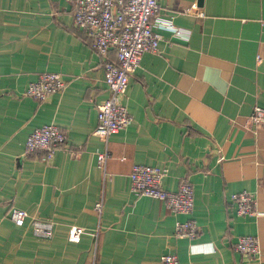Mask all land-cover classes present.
<instances>
[{
	"label": "crops",
	"instance_id": "obj_1",
	"mask_svg": "<svg viewBox=\"0 0 264 264\" xmlns=\"http://www.w3.org/2000/svg\"><path fill=\"white\" fill-rule=\"evenodd\" d=\"M157 3L150 22L161 38L128 77L132 120L109 135L102 171L93 129L108 89L90 35L66 0H0V264H161L169 252L179 264H264V123L249 121L255 105L264 109V0ZM45 71L66 80L63 90L44 101L25 95ZM46 123L65 132V147L47 158L26 152L27 135ZM134 163L166 167L167 191L188 181L192 211L133 193ZM240 191L252 193L253 214H237L231 195ZM12 207L51 220L52 235L14 224ZM187 218L197 235L175 236ZM70 225L85 229L78 242L67 240ZM240 235L256 236L258 256L235 248Z\"/></svg>",
	"mask_w": 264,
	"mask_h": 264
},
{
	"label": "built area",
	"instance_id": "obj_2",
	"mask_svg": "<svg viewBox=\"0 0 264 264\" xmlns=\"http://www.w3.org/2000/svg\"><path fill=\"white\" fill-rule=\"evenodd\" d=\"M72 5L73 23L90 35V47L102 58L104 81L108 95L97 104V123L93 129L102 141L103 147L96 153L97 166L104 171L109 157L108 139L111 133L125 128L132 117L123 101L129 75L139 65L145 51H156L160 34L152 29L150 17L158 10L157 0H66ZM167 26L173 34L186 36L181 28L168 21ZM114 51V59L108 58V52ZM66 85L58 72L45 71L37 79L30 81L24 94L38 101H44L54 93H60ZM253 127L264 123V109L259 105L253 107L249 116ZM66 134L53 123L35 127L26 137L24 150H43L47 158L56 149L65 147ZM166 167L134 163L129 172L130 190L137 196L146 195L163 201L170 210L188 214L193 208L192 185L184 180L176 191H167L161 187V179L166 174ZM239 215H251L254 210L252 193L240 191L231 195ZM103 199L100 196L93 208L100 214ZM9 218L16 225H23L25 220L32 233L40 238H48L53 233V222L30 216L24 209L12 207ZM199 227L192 218L178 220L174 224V235L194 238ZM84 227L70 225L67 240L78 242ZM98 229L93 231L96 238ZM235 248L242 254L255 257L260 254L259 244L254 235H240ZM161 264H179L175 253L160 256Z\"/></svg>",
	"mask_w": 264,
	"mask_h": 264
}]
</instances>
